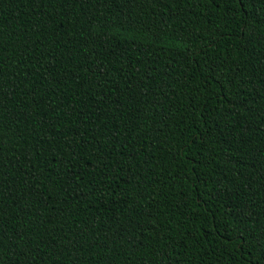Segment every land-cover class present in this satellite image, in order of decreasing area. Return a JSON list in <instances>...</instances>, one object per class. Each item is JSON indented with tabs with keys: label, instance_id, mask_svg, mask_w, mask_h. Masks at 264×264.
I'll return each instance as SVG.
<instances>
[{
	"label": "trees",
	"instance_id": "16d2710c",
	"mask_svg": "<svg viewBox=\"0 0 264 264\" xmlns=\"http://www.w3.org/2000/svg\"><path fill=\"white\" fill-rule=\"evenodd\" d=\"M0 264H264V0H0Z\"/></svg>",
	"mask_w": 264,
	"mask_h": 264
}]
</instances>
